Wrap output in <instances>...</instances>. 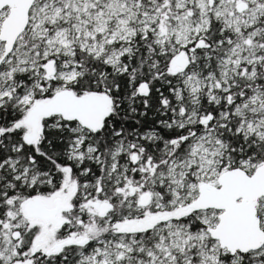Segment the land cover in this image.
Here are the masks:
<instances>
[{
    "label": "snow or ice",
    "instance_id": "obj_1",
    "mask_svg": "<svg viewBox=\"0 0 264 264\" xmlns=\"http://www.w3.org/2000/svg\"><path fill=\"white\" fill-rule=\"evenodd\" d=\"M0 264H264V0H0Z\"/></svg>",
    "mask_w": 264,
    "mask_h": 264
}]
</instances>
